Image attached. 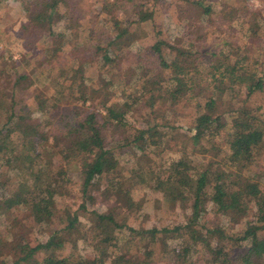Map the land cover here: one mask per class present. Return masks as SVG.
Here are the masks:
<instances>
[{"label":"trees","instance_id":"obj_1","mask_svg":"<svg viewBox=\"0 0 264 264\" xmlns=\"http://www.w3.org/2000/svg\"><path fill=\"white\" fill-rule=\"evenodd\" d=\"M16 1L21 20L0 32V42L11 30L27 49L14 60L0 46V264H149L165 255L264 264V15L227 0H170L167 10L156 0H98L90 10L85 0ZM215 9L237 20L235 38L207 47L198 30L174 40L156 24ZM145 39L132 65L125 57ZM29 50L45 56L33 92ZM217 99L232 105L217 111ZM217 140L215 153H202ZM122 142L137 148L135 169L115 161ZM151 189L164 208L189 199V218L166 221L170 212L156 208L159 220L140 227L132 206L148 203ZM49 223L57 225L39 239L34 229Z\"/></svg>","mask_w":264,"mask_h":264},{"label":"rangeland","instance_id":"obj_2","mask_svg":"<svg viewBox=\"0 0 264 264\" xmlns=\"http://www.w3.org/2000/svg\"><path fill=\"white\" fill-rule=\"evenodd\" d=\"M94 1H98V0H85L83 2L84 6L82 7V10H90L92 8H95L94 6H96V3H94ZM156 1L158 2L159 6L163 10L164 9L167 10L171 7L170 0H156ZM220 1L226 2V0H220ZM227 1L234 2L235 5L233 6L235 8L237 7L239 3L240 4L245 3L244 5L247 7L246 9L248 11H252L254 13L261 12L264 15V0H227ZM9 3L10 4H6L0 9V32L3 31L1 28H3L6 25L9 27V29L12 26L16 27L22 18V11L19 7L20 6L19 3L16 0H12ZM157 18H160L159 19L160 21H158L156 24L159 25L160 28L162 29L163 35H166L167 38H171L173 34L175 33L178 34L179 37L174 40H177V39L179 40L180 38H184L186 35H188L186 36V39L191 40L194 37V35H196L194 31L198 30L200 31L201 36L198 37L196 43L205 44L208 47L212 43L219 40L220 38H235V36H237V32L234 30V26H233L236 24L237 20L236 19H232L231 21L228 20L225 17V15H222L218 9H215V11H213L211 15H206V16H203L202 18L197 17L194 19H185V20H181V23L172 22L171 23L172 29L166 24V21L168 20L166 16H163V17L157 16ZM75 21L76 20L73 18L68 19L67 22L63 20L59 22L58 26L59 28L65 30L67 24H74ZM177 26H180L181 29L178 28ZM181 35H183L184 37H180ZM190 36H191V39H190ZM148 45H149V39H145L144 41L138 42V44L136 45L133 44L131 47L132 50L129 52V55L125 58L127 60H130L132 65H134L135 54L137 52H142L143 49ZM0 46L3 48L2 50L5 53V55L6 56L10 55V57L14 60L20 59L23 55V52L27 50L23 44V39L11 30H9L8 34L4 37L3 41L0 42ZM27 57L29 59V64L25 68L29 71V73L34 78L33 85L30 88V91L33 92L34 91L33 86H39L40 79L42 76H44L43 74L39 73V70L44 65L45 56L43 55V53L39 51L31 52V50H29V54L27 55ZM145 57L147 58L145 59L146 64H149V65L154 64V59L150 58V56L148 55H145ZM157 77L158 76H155L154 79H156ZM132 93L135 94L134 88H133ZM90 104H94L98 107L97 101L95 103L92 100L87 99L85 101V105L89 106ZM215 105H216L217 111H222V110H225L231 107L232 103L226 99H217ZM100 110L104 111V109H102L101 107H100ZM166 120L167 119H165V121ZM161 121H164V119ZM173 138H176V136L174 135ZM182 141L183 140L180 139L178 142H182ZM220 146L221 144L218 143V140H217L214 145L207 144L206 147H203L202 153L213 154L215 153L218 147L220 148ZM158 148L160 149L161 147H158ZM136 150H137L136 147H133L126 142H122L118 147V152L120 153L119 158L115 159L117 165L125 164L127 166H130V168L135 169V167L137 166L135 163V157H134ZM260 161L261 162L264 161V156H261ZM11 164H16V166H18L19 168L22 166V163L20 161L11 162ZM263 167H264V162H263ZM72 180H74L73 177L71 181L68 182L67 185H65L67 186L66 192L68 195H73L75 194V191H77L76 183ZM116 192L119 193L121 192V190L118 188L116 189ZM149 193L151 197L148 200V203H145L144 198L141 197L139 204L132 206V208H134L135 210H138L140 214V218L138 220L140 227H144L146 225H151V224L153 225L156 220H159V218L157 217V214H160L162 216L163 213L165 214V211L170 212L166 214L164 218L166 221L189 218L190 216L189 208L191 204V201L189 199L182 200V199H179L180 197L178 196L176 200L169 203L170 207L164 208L161 206V203H160L162 199L161 193L157 191L156 189L149 190ZM206 202L205 204H207ZM11 203H12L11 201H7L8 205ZM156 208H159V210L162 211L163 213L159 211H155ZM86 216L87 218L89 217L90 219H92V215L90 213L87 214ZM152 216H156L155 219H152ZM11 222L16 223V218L12 219ZM56 225H57L56 223L43 224V225H40L41 227L34 229V231L37 237L42 240L45 238L46 234H48L54 227H56ZM172 234H173L172 232H160L159 233V235L162 238H168ZM124 247H125V244L122 245V248ZM133 264H139V263H137V261H134ZM149 264H183V262L178 263L176 261H173L171 258H169L168 255H165L163 258L155 259L151 261ZM191 264H202V263L198 261L196 262L192 261Z\"/></svg>","mask_w":264,"mask_h":264}]
</instances>
